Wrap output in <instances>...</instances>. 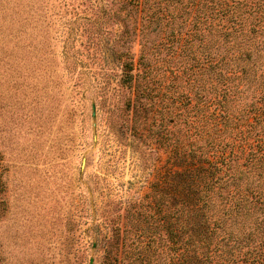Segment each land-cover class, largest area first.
<instances>
[{
    "label": "rangeland",
    "instance_id": "obj_1",
    "mask_svg": "<svg viewBox=\"0 0 264 264\" xmlns=\"http://www.w3.org/2000/svg\"><path fill=\"white\" fill-rule=\"evenodd\" d=\"M120 10L0 0V264H183L154 202L171 192L162 117L176 84L153 81V107L133 119L119 54L137 60L141 40ZM158 53V72L174 64Z\"/></svg>",
    "mask_w": 264,
    "mask_h": 264
},
{
    "label": "trees",
    "instance_id": "obj_2",
    "mask_svg": "<svg viewBox=\"0 0 264 264\" xmlns=\"http://www.w3.org/2000/svg\"><path fill=\"white\" fill-rule=\"evenodd\" d=\"M120 7L122 32L141 40L137 60L128 47L119 54L133 119L153 107V81L173 74L176 84L162 117L171 192L154 202L167 212L160 219L168 235L183 237V264H264V0H120ZM160 48L174 66L158 72Z\"/></svg>",
    "mask_w": 264,
    "mask_h": 264
}]
</instances>
